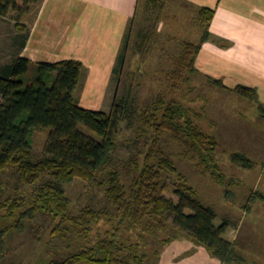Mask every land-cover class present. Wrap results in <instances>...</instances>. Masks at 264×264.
I'll return each instance as SVG.
<instances>
[{"label": "trees", "instance_id": "trees-1", "mask_svg": "<svg viewBox=\"0 0 264 264\" xmlns=\"http://www.w3.org/2000/svg\"><path fill=\"white\" fill-rule=\"evenodd\" d=\"M39 1L0 0V18H12L20 31H26L21 20ZM213 16V9L199 10L203 34L198 44H184L179 63L182 67L191 65L208 39ZM138 38V47L142 49L145 35L139 33ZM128 40L129 32L113 69L115 79L121 74ZM82 74V62L74 59L32 63L24 57H16L0 68V173L16 168L21 184L36 185L30 196L8 197L0 202V212L4 211L0 213V225L14 221L15 228L20 230L22 221L43 216L57 221L54 229L57 234H74L85 240L94 225L111 220L114 214L118 224L127 231L146 225L153 231L165 232L170 222L194 242L207 247L221 264L241 262L236 243L223 237L227 226L214 224V209L198 199L195 189L177 170L173 160L160 149L161 138L169 133L172 141L181 146L182 155L201 175H210L223 184L226 179L215 158L216 138L201 131L189 109L181 103L156 97L137 117L146 144L139 153L140 160L133 158L126 163L129 172L135 174L126 187L116 168L115 152L121 124L129 112L128 101L115 98L108 113L81 107L74 92ZM209 81L217 87L223 86L220 80ZM235 91L243 98L257 101L253 88L237 86ZM257 109L264 119V106L258 103ZM44 129L50 132L43 157L34 161L31 133ZM231 160L245 169L254 166L242 152L232 153ZM164 173L176 178L170 186V195H167L169 186L162 182ZM75 179L101 184L106 202L114 213L109 208L85 207L78 215L72 214L62 185ZM257 197L252 193L250 199ZM8 233L9 226H0V259L5 253ZM139 252V244L132 247L112 235L98 237L92 245L45 264H144L145 256Z\"/></svg>", "mask_w": 264, "mask_h": 264}, {"label": "rangeland", "instance_id": "rangeland-1", "mask_svg": "<svg viewBox=\"0 0 264 264\" xmlns=\"http://www.w3.org/2000/svg\"><path fill=\"white\" fill-rule=\"evenodd\" d=\"M143 2L141 0L136 22L132 24L134 40L127 42L119 78H112L105 98L97 93L89 92L87 95L86 92L81 96L85 105L81 107L108 113L115 98L128 101L129 112L121 124L115 152L116 168L121 172L126 187L135 175L129 172L126 163L133 158L140 160L139 153L146 144L145 137L141 136L138 115L158 96L166 101L176 100L188 108L200 130L216 138L218 146L215 158L226 181L219 184L210 175H201L194 164L182 155L181 146L172 141L169 133L161 138L160 149L173 160L177 170L195 189L198 199L214 209V224L227 226V234H223V237L236 243L237 252L242 257L241 262L229 264H264V119L252 112L255 109L252 100L241 97L235 88L217 87L210 83V78L194 67V60L191 65H179L183 51L181 40L196 44L200 35L198 22H191L196 16L194 12L187 9L186 22H174L175 15L170 9V12L163 14V19L167 16L164 22L156 26L155 22H140L145 17ZM37 5L30 7L29 15L23 16L21 23L27 18L25 23L30 24ZM15 24L12 18H0V65L6 59L9 61L13 47L20 40L17 34L21 31ZM148 32H153L148 43L139 49L138 43L143 41V37L139 40L137 36L139 33L147 35ZM32 73L27 81H30ZM80 94V91L75 93L79 97L77 100H80ZM81 128L85 131V128ZM49 132V129L32 131L31 158L34 161L43 157ZM250 144L258 145L257 149L251 148ZM234 152L246 154L254 166L245 169L232 162L231 154ZM162 182L169 186L167 195H170V186L176 182V178L164 173ZM62 187L72 214L78 215L85 207L94 210L109 208L114 213L106 202L101 184L75 179ZM35 188L36 185L20 183L16 168H8L0 173V202L8 197L30 196ZM252 193L258 196L253 201L248 199ZM248 206L249 210H246ZM0 213L4 214V211ZM56 224L57 221L43 216L22 221L20 230L15 228L14 221L4 222L0 226H9V233L0 264H45L92 245L98 237L112 235L132 247L139 244V254L145 256L144 264H221L207 247L194 242L170 222L165 232L153 231L146 225L127 231L118 224L114 214L111 220H102L94 225L85 240L74 234H57L54 232Z\"/></svg>", "mask_w": 264, "mask_h": 264}, {"label": "crops", "instance_id": "crops-1", "mask_svg": "<svg viewBox=\"0 0 264 264\" xmlns=\"http://www.w3.org/2000/svg\"><path fill=\"white\" fill-rule=\"evenodd\" d=\"M37 4L30 24L25 23L27 18L22 21L27 30L17 34L20 40L12 56L0 68L16 57L32 63L79 60L83 74L74 92L81 93L78 104L84 105L81 96L86 92L105 98L128 32V42L134 40L131 28L141 0H40ZM143 4L145 17L140 22H155L156 26L164 22L167 16L163 19V14L170 9L174 22H186L187 9L194 12L191 22H198L200 31L196 44L203 34L198 12L204 7L213 9L209 36L195 55L194 67L202 75L220 80L228 89L253 88L257 101L252 100V112L259 114L258 103L264 106V0H144ZM151 33L145 35V44ZM181 42L184 50V44L189 42ZM250 145L257 149L258 145ZM246 208L249 210V206Z\"/></svg>", "mask_w": 264, "mask_h": 264}]
</instances>
